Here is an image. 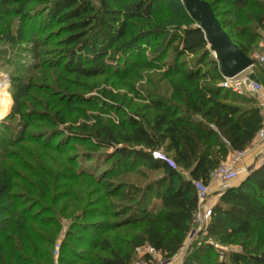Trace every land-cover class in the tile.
Returning <instances> with one entry per match:
<instances>
[{
    "label": "trees",
    "instance_id": "16d2710c",
    "mask_svg": "<svg viewBox=\"0 0 264 264\" xmlns=\"http://www.w3.org/2000/svg\"><path fill=\"white\" fill-rule=\"evenodd\" d=\"M161 1L49 0L48 20L38 22L31 14L13 31L10 16L17 14L23 19L27 16L30 1H25L15 10L10 6L16 0H0V38L12 45L33 41L30 35L38 33L43 25L52 20L53 23L63 24V32L67 34L65 43L69 46L63 54V65L57 67L66 82L48 86L33 84L18 93L25 101L32 98L31 90L43 94L54 113H43L32 108L28 114L22 111V116L30 121L49 118L58 128L63 126V131L56 128L46 139L43 138L46 134H43L39 139L31 140L32 136L27 137L28 126L25 125V129L11 133L9 140H1L7 131L0 135V264H132L137 249L146 245L170 259L184 246L195 226L194 215L199 206L195 182L209 184L213 171L228 159L232 151L246 150L254 141L262 126L260 107L252 105L243 108L240 104L248 105L254 101L231 96L230 92L223 93L219 64L212 60L214 68L203 71L202 65L199 66V62L204 61L202 56L189 69H183L182 64L174 65L173 74L169 75L175 77L177 74L178 77L172 82V96L150 99L147 108L154 112L146 113L140 109L136 110V114L127 115L120 111L119 106L122 105L113 102L118 97L115 92H105L107 99H102L79 89L86 87L83 80L106 75L114 76L130 89L125 82L126 74L130 65L139 62L130 61L120 68L118 63H111L110 53L119 48L122 39L134 34L131 31L134 20L142 21L146 27L138 32L140 34L131 36L130 40L133 41L142 37L147 39L150 32L165 30V26L154 21L155 9ZM206 1L212 5L233 42L251 56L252 49L258 47L264 34V0ZM177 2L181 15L191 25L177 32L176 46L172 48L170 39L166 49H172L176 59L179 55L198 51L203 55L209 45L205 32L199 21L190 16L184 2ZM221 3L228 6L225 11L228 19L223 20L219 16L222 14ZM243 21L249 25H241ZM230 27L239 31V38L242 39H235L236 31H228ZM249 28L254 31L251 32ZM258 29L260 31L257 33ZM133 41L128 44L131 45ZM145 41L138 39L137 44ZM136 46L131 45L126 50L133 54ZM37 54L34 51V56ZM86 59L88 64L84 61ZM255 66L261 70L260 74L263 75L257 74L263 79L264 64L259 67L256 63ZM86 88L90 90V87ZM25 101H21V105ZM114 114L116 117L112 118ZM117 116L118 120L115 119ZM79 119L88 123H82ZM89 123L92 125L89 126ZM81 139L93 150L113 149L108 153L105 151L101 159L95 155L85 157L96 159L94 165H88L96 167L95 170H86L81 163L76 169V157L67 155L71 149L69 142L75 144ZM16 140L33 142L44 151L39 157L28 150L27 157L45 163L46 169L41 165L38 168L46 176L55 179L57 172L50 168L60 166L47 154L48 150H62L68 174L63 180H73L76 185L80 180L75 178L85 176L101 187L95 191H104L105 197L92 203L96 206L83 210L77 217L83 223L86 218L96 216L93 213L104 218L84 227L90 233L85 242L90 249L84 257L78 256L71 247L73 229L79 226L73 222L58 245L59 256L56 258L57 238L54 232L56 229L62 230L64 209L55 207L62 201L55 199V196H52L49 204L42 200L41 203L34 202L35 198L44 200L51 193L43 182L45 179L41 181L44 187L33 183L22 187L15 183L13 177L4 175L2 166L8 159H13L17 166L21 161L7 147L16 144ZM46 140H50L49 145L43 143ZM22 150H25L24 146ZM160 150H165L172 159L155 155ZM101 162L104 163L99 166ZM108 162L112 163L103 169ZM131 165L162 171V175L146 184L137 185L124 179L134 169ZM23 168L30 175L37 176L31 167ZM254 168L241 184L221 194L207 224L208 238L222 245L242 246V252L232 251L228 254L229 264H264V164ZM186 170L189 178L184 176ZM138 173L146 174L140 170ZM110 197L117 199V205L105 201ZM104 206L109 210L102 209ZM57 216L60 217L56 219ZM110 217L117 219L112 221ZM123 227H128L132 233L126 238L125 247L121 243L115 246L106 233ZM254 239L257 240L255 245ZM214 251L213 244L193 248L184 264H205ZM66 253L69 257H64Z\"/></svg>",
    "mask_w": 264,
    "mask_h": 264
},
{
    "label": "rangeland",
    "instance_id": "374dc122",
    "mask_svg": "<svg viewBox=\"0 0 264 264\" xmlns=\"http://www.w3.org/2000/svg\"><path fill=\"white\" fill-rule=\"evenodd\" d=\"M12 1L14 2V0ZM16 1L17 2H14L10 6L15 10L19 9L20 4L24 3L27 0ZM29 1L30 2L28 3L27 16H25L23 19L20 18L17 14H13L12 16H10L9 19L10 23L13 24V31L17 30V28H19L18 25H22L20 24V22L24 19L29 18V15L31 14L33 18H37L38 22L48 20V13L50 11L48 7L49 0ZM227 8L228 6L226 4H220V11H222V14H220L219 16L223 20L229 18V16L225 15V11H227ZM154 13V21L160 22V25L165 26V30H158L155 31V33L150 32L147 36V39H145L146 37H142L136 38L133 41L130 40L131 36L140 34L138 32H140L146 27L142 21L134 20L131 28V31L134 34H129V36L122 39L119 48L117 50L115 49V52L113 50L110 53L111 63H118V66L120 68H124V66L130 61H133L135 63H137V61L139 62L134 66L130 65L131 68H129L130 70H128L129 74H126L127 76L125 78V82L128 83L130 89L125 88V86H123L122 84V81H119V79L115 78L114 76L106 75L88 81L83 80L86 83V87H90V90H88L86 87L82 88V86L79 88L80 90L84 89L83 91L85 93H90V95L102 99H107L105 98V92H115L116 96L118 97L116 98L117 101L113 102H115L118 106L122 105L119 106L122 109L120 111H124V113L127 115L136 114V110L139 111L140 109L142 110V112L146 111V113H148L149 111L154 112V110L147 108L150 99L170 98L172 96V82L173 79L178 77L177 74L175 77L170 76L173 74L172 70L174 68V65L182 64L183 69H189L191 66L194 67L196 60L201 56L204 61H200L199 66L202 65L201 68L203 69V71H211L214 68L212 60L216 61L219 64V61L214 51L211 50V47L209 45L207 46L208 50H206L203 55H201L203 52L198 51L196 53L179 55L178 59L175 58L176 54L172 49H166V45L168 44V41H170V39L173 43L172 48L176 46L178 44V40L176 39L177 32L180 31V29L185 28L188 24L191 25L181 15L182 13L177 0H162L155 9ZM235 21L237 20L235 19ZM243 23H245V25H249L246 21H243L241 25H243ZM250 26H252V24H250ZM248 30H250L251 32L254 31L251 28H249ZM228 31H236V35L235 37H233L235 39L239 38V31L234 30L232 27L228 28ZM256 31L258 33L260 30L258 29ZM66 35L67 34L63 32V24H60L59 22L53 23V21L51 20L50 22H48L47 25H43L42 29L39 30L38 33L30 35V37L34 39L33 41H25L23 43H19L18 45H12L6 40L0 38V135H2L3 133L5 134V131L8 132L7 135L1 137V140H9L12 135L11 133H16L21 129H25V125L28 126L27 137L29 135L32 136L31 140L39 139L40 136L43 134H46L43 137L44 139H46V137L51 135V133H53V131L59 127L53 122H51V119L49 118H46L44 120L30 121L29 119L23 117L22 111H24L25 113L27 112L28 114V112L32 108L39 109V111L43 113L45 111V113L53 114L54 111L50 106L47 105L45 96H43V94L39 92H36V90L30 91V95H32V98L26 101L24 98H20L18 96V93L20 94L26 88H29L33 84L48 86L56 82L58 84L62 83L63 81L66 82L64 80V76H62L60 72V68H57L58 65H63V54L64 51L69 47L65 43ZM138 39H144L146 41L143 44H137ZM39 41L41 42V45L39 44ZM132 41L133 43L131 45H137L134 49L133 54L132 52H128V50H126L128 47L131 46L129 45V42ZM263 42L264 34L258 43V47L253 48L251 51L250 57L255 61L254 65H252L251 67H249L238 75L243 74L251 75L253 77L255 76L256 79L259 80L264 86V78L261 79L258 75L261 73V70L255 66L256 63H258L259 67L260 64H262L256 57L263 53ZM34 51L38 53L36 56H34ZM84 61L86 64H88L87 59ZM238 75L236 76L238 77ZM262 75L260 74V76ZM69 78L78 79L75 77ZM224 81V78H222L220 82V86L224 88L223 93L230 92L231 96L237 95L241 99L250 98L254 101L252 103H249L248 105L240 104L241 107L246 108L252 105L260 107L258 104L259 100L253 97V94H238L232 89L224 85L222 86L221 84ZM224 83L226 84L227 82ZM23 100L25 102H23V104L21 105V101ZM37 101L39 102L38 104ZM109 101L111 102L112 100ZM111 117H116V114H114L113 116L111 115ZM115 119L118 120L119 117L117 116V118ZM79 120L82 121V123L86 122L83 119ZM88 125L90 126L92 124L89 123ZM8 127H10V130L8 129ZM63 128V126H60V128H58V131H63ZM1 140L0 144L2 143ZM83 141L84 140L81 139V142H76L75 144H73V142H69L71 149L67 155H73L76 157L78 161V164H76V169H78V167L82 164L81 167H86V170H95L94 168L96 167L88 165H94L96 159L92 160L90 158L85 157H89L90 155V157H92V155H95L97 159H101L105 151L106 153H108L113 149L101 148L100 150H93L88 146V144H83ZM43 143L49 145L50 140L43 141ZM23 146L25 150H22ZM7 147L10 151H12V153L17 154L18 157H20L21 161L18 163L19 166H17L13 159H8L2 166L3 173L5 176H7L8 178L13 177L15 179V183L22 187H26L28 183H33L34 185L39 184V186L41 185L42 187H44L41 181L45 179V181L43 182L46 186H48V192L51 193H49L44 198V200L42 198H35L34 202H40V200H42L43 202L49 204L52 200V196H55V199L57 200H62L55 206L58 209H64V212H62V230L57 231L56 229L54 232V235L57 238V245L55 249L56 258H58L59 256V252L57 251L59 247L58 245L61 242L62 238H64L66 230H68L69 226L73 222H76V224H78L79 226L73 229L71 247L72 250L74 249L78 256L84 257L87 254V251H89L90 249L85 244L86 239L90 237V233L88 231H85L84 227H86L90 222H98L104 218L97 216L96 213H93L96 216H92L88 219L86 218L83 223L81 220L77 219V217H80L83 210H86L92 206H96V204L92 205V203H95L99 201V199L105 197L104 191H95L97 190V188L101 187L92 179L85 176L76 177L75 180H80L79 183L76 185L75 183H73V180L72 182H67V180H63L65 179V177H68V174L65 171L66 161L63 160L64 158L62 150L61 152H57L56 150L52 151L50 149L47 153L52 157L53 160H57V162L60 163V166L58 168H53V166L50 168L53 169L54 172H57V175L54 179L52 176H46V174L38 168L39 165H41L46 169L45 163L43 164L41 160L34 161L27 157L28 150L34 153L35 155H38L39 157L44 153L43 150L38 149V146L35 143L29 141L19 142L18 140H16V144H12ZM155 155L170 160L172 159V157L169 156L165 150L156 151ZM103 163L104 162H101L99 166ZM110 163L108 162V164H104L103 169L109 166ZM48 166L50 167L49 164ZM23 167H31L33 171L37 173V176L30 175L29 172ZM133 167L134 169L124 179L132 181L137 185L146 184L149 181L154 180L160 175H162V171H152L143 165H131V168ZM254 167L256 166L252 165L250 167L245 164L241 165V168H245L246 170H242L241 174L236 179H241L243 182L247 179L250 174H252L253 169H255ZM139 170L145 171L146 174L143 175L141 173H138ZM47 173L49 174L50 170ZM187 175L188 173L186 170V172H184V176ZM38 177L39 179L37 180L36 178ZM235 180L230 182L229 185L222 190L217 182L211 183L210 181L209 184L211 186V191L207 199L208 204L211 205L212 208L219 202L221 194L226 189L233 186L232 184ZM16 191L23 190L16 189ZM70 191L71 194H69ZM105 201L113 205H117L116 198H106ZM102 209H106V207L104 206L102 207ZM108 210L109 207L106 209V211ZM113 210L114 208H112L111 213ZM58 217L60 216H57L56 219ZM110 219L112 221H116L117 218L110 217ZM206 229L207 224L202 225L201 228H199L198 225L196 228L195 225L191 233L188 235L184 246L175 256L170 259L165 258L160 253L156 257H153L150 253L145 252L143 250H139L138 248L132 261V264H184L186 258L189 256V253L193 248L206 244H213L215 246V251L211 255L210 259L205 261V264H229L228 254L230 252L243 251L242 246L239 244L222 245L216 241H213L211 238H208V233ZM48 230L49 228L45 229V232ZM131 233L132 230H130L128 227H123L114 229L113 231L106 233V235L111 239L115 246H120L121 243V245L125 247L126 238ZM256 243L257 240L254 239L253 245H255ZM64 257H69V255L66 253ZM56 264H58V262H56Z\"/></svg>",
    "mask_w": 264,
    "mask_h": 264
},
{
    "label": "built area",
    "instance_id": "2783aa9c",
    "mask_svg": "<svg viewBox=\"0 0 264 264\" xmlns=\"http://www.w3.org/2000/svg\"><path fill=\"white\" fill-rule=\"evenodd\" d=\"M256 58L264 64V48L263 53ZM223 78L225 80L224 82L227 83L225 84L223 82L221 84L222 86L224 85L238 94L251 93L253 94V97L260 101L261 95L264 92V86L253 76L241 74L238 75V77ZM259 101L258 104L261 107L262 114V126L253 142V148L257 147L259 149V154L257 155L255 162L252 163L253 166H261L264 164V102ZM248 148L242 151H232L228 159L213 171L211 181L217 182L221 187V190L226 188L232 180L236 179L241 174L242 170H246L245 168H241V165L248 155ZM195 185L198 191L199 206L194 215V223L196 228L197 225L201 228L202 225L208 224L212 217L213 208L208 204L207 199L211 191V186L210 184H205L203 181H196ZM139 250L148 252L153 257H156L159 254V252L150 245L140 247Z\"/></svg>",
    "mask_w": 264,
    "mask_h": 264
},
{
    "label": "water",
    "instance_id": "95a60500",
    "mask_svg": "<svg viewBox=\"0 0 264 264\" xmlns=\"http://www.w3.org/2000/svg\"><path fill=\"white\" fill-rule=\"evenodd\" d=\"M191 17L199 21L206 39L214 51L223 76L234 77L245 71L255 61L229 36L206 0H182Z\"/></svg>",
    "mask_w": 264,
    "mask_h": 264
},
{
    "label": "crops",
    "instance_id": "0c3cea01",
    "mask_svg": "<svg viewBox=\"0 0 264 264\" xmlns=\"http://www.w3.org/2000/svg\"><path fill=\"white\" fill-rule=\"evenodd\" d=\"M263 46H262V49L264 48V42L262 43ZM253 68V67H252ZM255 77V76H254ZM256 78V77H255ZM259 102H264V92L262 93L261 95V99ZM254 142V141H253ZM253 142L250 144L249 148H248V155L247 157L245 158L244 162L242 163V165H247V166H251L253 162H255L256 160V157L257 155L259 154V149L257 147L253 148ZM249 171V170H248ZM248 173V172H247ZM186 178H189V174L187 176H185ZM235 180V179H234ZM233 181V180H232ZM231 181V182H232ZM211 183H214V181H211ZM242 183V180L241 179H236L234 182H233V186H236V185H239Z\"/></svg>",
    "mask_w": 264,
    "mask_h": 264
}]
</instances>
